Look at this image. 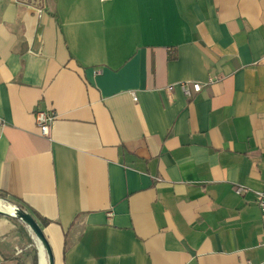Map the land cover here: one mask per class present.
<instances>
[{"label":"crops","instance_id":"crops-1","mask_svg":"<svg viewBox=\"0 0 264 264\" xmlns=\"http://www.w3.org/2000/svg\"><path fill=\"white\" fill-rule=\"evenodd\" d=\"M258 190L264 0H0V198L54 264H264Z\"/></svg>","mask_w":264,"mask_h":264},{"label":"built area","instance_id":"built-area-1","mask_svg":"<svg viewBox=\"0 0 264 264\" xmlns=\"http://www.w3.org/2000/svg\"><path fill=\"white\" fill-rule=\"evenodd\" d=\"M41 11L42 10H40V15H41ZM182 86H183L184 93L188 96H192L195 92L200 91L202 88V84L200 82H194L192 83V86H190V84H188L187 82H183ZM133 97H134V100H137V97L134 93H133ZM35 115H36V122L38 124L40 133L44 136L49 137L51 134L54 122L57 118L56 112L51 109L38 108L35 111ZM236 191L239 194H242V193L249 191V188L246 186H238L236 188ZM256 194H257V200H258V204H259L260 211H261L262 223L264 227V190H258L256 191ZM21 251L22 250H20V252Z\"/></svg>","mask_w":264,"mask_h":264},{"label":"water","instance_id":"water-1","mask_svg":"<svg viewBox=\"0 0 264 264\" xmlns=\"http://www.w3.org/2000/svg\"><path fill=\"white\" fill-rule=\"evenodd\" d=\"M15 210H16V214H10L6 211L0 210V215H9V216L12 215L22 219L30 228V231L33 233L34 237L37 239L38 250H40L39 245H42L47 255L49 264H54V255L51 246L48 242V239L45 236V233L40 223L36 220V218L33 216L31 212L27 211L23 207H15ZM38 254L40 255L39 251ZM39 264H40V256H39Z\"/></svg>","mask_w":264,"mask_h":264},{"label":"rangeland","instance_id":"rangeland-1","mask_svg":"<svg viewBox=\"0 0 264 264\" xmlns=\"http://www.w3.org/2000/svg\"><path fill=\"white\" fill-rule=\"evenodd\" d=\"M2 202H4V200L0 199ZM0 201V203H2ZM5 203V202H4ZM8 204L6 206H9V203H5ZM11 205V204H10ZM12 206L15 207H20L19 205H14L12 204ZM0 216H4L6 218H9L15 225V229L18 230V232L22 235V237L25 239V241L27 242H32L33 246L31 249H29L28 251L25 252V258H30L31 259V263L34 264V260H36L35 258L37 257L38 260V243H37V239L34 237L33 233H31L30 228L27 226V224L20 218L16 217V216H12V215H0ZM48 261V260H47ZM49 263V262H48Z\"/></svg>","mask_w":264,"mask_h":264},{"label":"bare ground","instance_id":"bare-ground-1","mask_svg":"<svg viewBox=\"0 0 264 264\" xmlns=\"http://www.w3.org/2000/svg\"><path fill=\"white\" fill-rule=\"evenodd\" d=\"M0 210L6 211V212H8L10 214H16V210H15L14 207L6 206V205H3L2 203H0ZM17 213H18V211H17ZM39 246H40L41 250L43 251L42 252V256L44 257L43 264H49L48 261H47L48 258H47V255H46L45 251H44L43 246L42 245H39ZM42 256H41V258H42ZM41 264H42V262H41Z\"/></svg>","mask_w":264,"mask_h":264},{"label":"trees","instance_id":"trees-1","mask_svg":"<svg viewBox=\"0 0 264 264\" xmlns=\"http://www.w3.org/2000/svg\"><path fill=\"white\" fill-rule=\"evenodd\" d=\"M6 195L5 194H3V193H0V197H5ZM1 201V200H0ZM2 202V201H1ZM3 204H5L4 202H2ZM23 207V206H22ZM24 208V207H23ZM25 209V208H24ZM33 214V216L36 218V220L38 221V222H42L43 224H45V223H48L49 222V220L47 219V218H43L42 216H40L39 214H37V213H35V212H33L32 213ZM36 260H34V264H38V260H37V257L35 258Z\"/></svg>","mask_w":264,"mask_h":264}]
</instances>
